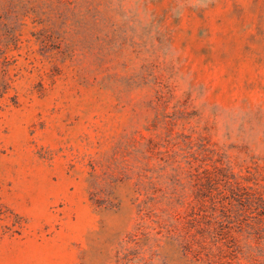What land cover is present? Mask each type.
<instances>
[{
  "label": "rangeland",
  "instance_id": "obj_1",
  "mask_svg": "<svg viewBox=\"0 0 264 264\" xmlns=\"http://www.w3.org/2000/svg\"><path fill=\"white\" fill-rule=\"evenodd\" d=\"M0 264H264V0H0Z\"/></svg>",
  "mask_w": 264,
  "mask_h": 264
}]
</instances>
